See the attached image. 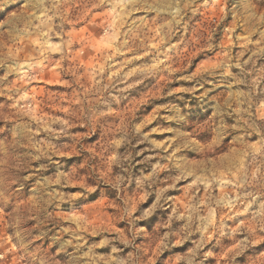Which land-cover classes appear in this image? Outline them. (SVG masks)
Instances as JSON below:
<instances>
[{"label": "clouds", "instance_id": "obj_1", "mask_svg": "<svg viewBox=\"0 0 264 264\" xmlns=\"http://www.w3.org/2000/svg\"><path fill=\"white\" fill-rule=\"evenodd\" d=\"M0 264H264V0H0Z\"/></svg>", "mask_w": 264, "mask_h": 264}]
</instances>
